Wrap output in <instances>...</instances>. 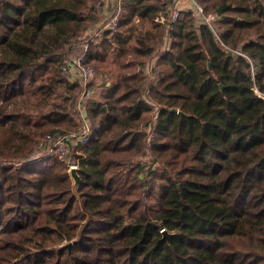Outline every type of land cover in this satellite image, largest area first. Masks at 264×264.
<instances>
[{
  "label": "trees",
  "instance_id": "16d2710c",
  "mask_svg": "<svg viewBox=\"0 0 264 264\" xmlns=\"http://www.w3.org/2000/svg\"><path fill=\"white\" fill-rule=\"evenodd\" d=\"M195 1L210 24L170 29L166 0H120L89 43L74 190L42 139L77 126L67 59L112 2L0 0V264H264V0Z\"/></svg>",
  "mask_w": 264,
  "mask_h": 264
},
{
  "label": "built area",
  "instance_id": "2783aa9c",
  "mask_svg": "<svg viewBox=\"0 0 264 264\" xmlns=\"http://www.w3.org/2000/svg\"><path fill=\"white\" fill-rule=\"evenodd\" d=\"M188 1L190 6L195 8L197 12L201 14L204 20L207 21V23L211 21L209 20L210 18L209 16L206 17L202 14L201 6L195 0H188ZM180 9H181L180 0H173L168 10V18H169L168 27L170 29L173 27V24L177 19ZM121 12L122 10L120 6V0H114L113 7L110 10V12H108V14L106 15L102 25L100 24L98 27H96L93 30L94 32L91 34V36L87 40H85L81 45V52L76 55L69 56V58L67 59L68 62L67 68L73 69L74 72H76L75 78L78 79L79 84L82 88V91L80 92L78 99L76 100L77 110L79 111V115L81 114L80 116L82 122L81 131L78 134H71L69 137L65 135L51 136L50 134H46L43 143L42 157H53V156L62 157L65 156L67 152L74 149V153L76 154V157L70 158L67 161L68 170L70 168L78 167L79 160L84 157L81 148L86 144V142L92 136V128L87 120L88 118L84 107L85 99L88 98L89 95L92 93V89L88 88V82L92 78L94 73L93 67L90 64L84 62L86 52L88 51L89 43L102 29H109L112 32H116ZM155 69H156V62L155 60H153L150 64L149 70L147 71V83L153 81L155 77ZM148 100H150L152 104H154L155 106L157 105L158 107H160L152 99L149 98ZM145 132L147 134L148 140H151V137L153 136V131H148L146 128ZM70 138H72L73 140L70 141ZM66 141L70 143L69 146H67ZM150 158H151L150 152H148L145 159L146 163H149ZM147 168L148 165L144 168L145 176L147 175Z\"/></svg>",
  "mask_w": 264,
  "mask_h": 264
},
{
  "label": "rangeland",
  "instance_id": "374dc122",
  "mask_svg": "<svg viewBox=\"0 0 264 264\" xmlns=\"http://www.w3.org/2000/svg\"><path fill=\"white\" fill-rule=\"evenodd\" d=\"M99 1H101V0H99ZM111 2H112V7H113V3H114V0H110ZM167 1V3H168V1H170V0H166ZM167 6H168V4H167ZM111 7V8H112ZM160 15V14H159ZM162 15V14H161ZM105 18H103V20H104ZM154 20H156L157 21V18H155ZM164 20V17H163V15H162V20L161 21H163ZM94 31H92V33H93ZM91 33V34H92ZM91 34H90V36H91ZM89 36V37H90ZM88 37V38H89ZM76 54H78V52L77 53H73V54H71L70 56H72V55H76ZM95 75H94V79L96 80V82L97 83H99L100 81H102L103 80V78L101 77V75L99 74V73H97L96 72V70H95ZM78 96L79 95H77V98L76 99H78ZM76 103V102H75ZM149 103L151 104V106H153V109H154V111L157 113L158 112V109H159V107L156 105H154V104H152V102L149 100ZM75 106H76V113L74 114V119H75V121H76V123H77V126H73V128L72 129H70L69 131H67V132H65V133H63V134H56V135H51V136H57V135H65V136H67V137H69L71 134H78L80 131H81V114L79 115V111L77 110V105L75 104ZM147 130L148 131H150L149 130V128L147 127ZM48 134V133H47ZM46 136V135H45ZM45 136L43 137V139H42V151H43V143H44V139H45ZM73 139L72 138H70V141H72ZM66 143H67V146H69L70 145V143L69 142H67L66 141ZM72 151V153H74V149H72L71 150ZM71 160H73V159H71ZM68 161V160H67ZM66 161V162H67ZM149 162H150V160H149ZM69 171V170H68Z\"/></svg>",
  "mask_w": 264,
  "mask_h": 264
},
{
  "label": "water",
  "instance_id": "95a60500",
  "mask_svg": "<svg viewBox=\"0 0 264 264\" xmlns=\"http://www.w3.org/2000/svg\"><path fill=\"white\" fill-rule=\"evenodd\" d=\"M212 17L209 18V20H211ZM69 176H70V179L72 181V187L73 189L75 190V184L78 182L79 180V177L77 175V171H76V168H70L69 169ZM162 234H163V237H169L170 235L167 233V231H165L164 229H162ZM66 246H70V243H66L65 244Z\"/></svg>",
  "mask_w": 264,
  "mask_h": 264
},
{
  "label": "crops",
  "instance_id": "0c3cea01",
  "mask_svg": "<svg viewBox=\"0 0 264 264\" xmlns=\"http://www.w3.org/2000/svg\"><path fill=\"white\" fill-rule=\"evenodd\" d=\"M172 1L173 0H170L168 2V6H170V4L172 3ZM180 2H181V7H185V6H187L189 4V1L188 0H180ZM156 18H157V20L161 21L162 20V15L160 14ZM72 72H74V71H72ZM72 76H73V78H75V75H72Z\"/></svg>",
  "mask_w": 264,
  "mask_h": 264
}]
</instances>
